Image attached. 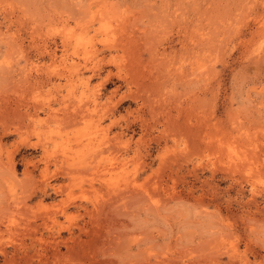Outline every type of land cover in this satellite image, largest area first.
<instances>
[{
  "label": "rangeland",
  "instance_id": "374dc122",
  "mask_svg": "<svg viewBox=\"0 0 264 264\" xmlns=\"http://www.w3.org/2000/svg\"><path fill=\"white\" fill-rule=\"evenodd\" d=\"M0 264H264V0H0Z\"/></svg>",
  "mask_w": 264,
  "mask_h": 264
},
{
  "label": "bare ground",
  "instance_id": "6f19581e",
  "mask_svg": "<svg viewBox=\"0 0 264 264\" xmlns=\"http://www.w3.org/2000/svg\"><path fill=\"white\" fill-rule=\"evenodd\" d=\"M88 44L90 43L89 41L87 42ZM93 44L92 45H87V48H86V50H85V52H84V55H83V60H84V62H82V61H79V60H73V62L71 63L72 65H73V69H70V72L71 73H74V74H76V75H83V73H82V70H83V68H89V66L90 65H88V63L90 62L89 60H91V57L93 58V56H95L96 55V53H95V51L93 50L94 48H93ZM78 54V53H77ZM100 54V53H99ZM65 57V56H64ZM66 61H67V59L66 58H63L62 59V62L63 63H66ZM95 64L96 63H94V64H92L93 66H91L92 67V69H94L96 66H95ZM66 72V71H65ZM67 76V75H66ZM69 78V77H68ZM155 103V102H154ZM145 106V105H144ZM81 109H83V108H80V111H81ZM78 110L79 109H75L74 111L76 112V113H78ZM82 111H84V110H82ZM76 113H74V114H76ZM153 113V112H152ZM72 114V113H71ZM73 114V115H74ZM96 115V114H95ZM85 117V116H84ZM68 119V118H67ZM58 120V119H57ZM74 120V119H73ZM77 121H78V119H76ZM30 121V120H29ZM71 121V120H70ZM23 124V123H22Z\"/></svg>",
  "mask_w": 264,
  "mask_h": 264
}]
</instances>
